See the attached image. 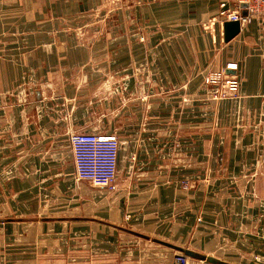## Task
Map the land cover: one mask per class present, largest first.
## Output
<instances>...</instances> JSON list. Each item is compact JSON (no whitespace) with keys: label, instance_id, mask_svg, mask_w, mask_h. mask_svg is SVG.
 Listing matches in <instances>:
<instances>
[{"label":"crops","instance_id":"crops-1","mask_svg":"<svg viewBox=\"0 0 264 264\" xmlns=\"http://www.w3.org/2000/svg\"><path fill=\"white\" fill-rule=\"evenodd\" d=\"M100 2L0 0V224L31 221L19 216L22 205L35 199L38 174L54 173L37 168L47 151L53 154L52 127L63 123V117H54V102L78 79L107 97L110 107L107 127L101 126L105 117L87 130L114 132L120 142L114 190L94 192L105 197L107 219L121 221L123 211L133 229H146L127 233L215 254V248L193 246L194 240L214 238L226 214L238 208L232 198L214 199L216 190L237 188L215 168L220 161L230 169L245 160L244 146L257 137L249 138L244 129L230 135L209 127L222 126L230 106L264 110V19L253 18L228 42L222 38L225 21H219L222 43L214 51L215 38L205 36L201 23L217 15L220 3L233 9L232 0H136L97 21ZM138 29L143 41L134 36ZM233 61L241 72H225L243 75L248 84L242 82L235 99H211L217 89L202 84L203 69ZM77 65L91 72L78 78L72 74L80 70ZM64 156L63 163L72 161ZM182 181L188 190H182ZM3 250L0 241V264H20L6 260Z\"/></svg>","mask_w":264,"mask_h":264},{"label":"rangeland","instance_id":"rangeland-1","mask_svg":"<svg viewBox=\"0 0 264 264\" xmlns=\"http://www.w3.org/2000/svg\"><path fill=\"white\" fill-rule=\"evenodd\" d=\"M134 1L136 0H101L95 12L97 21L99 17L105 20L116 10L134 4ZM232 1V6L234 3L236 7L237 2ZM223 7L231 9L226 4ZM223 7L220 3L217 15L201 23L205 36L211 40L215 38L212 40L214 51L217 50V43H222V40L217 39L221 36L217 33L216 24L220 21L219 11ZM251 17L264 19V5H256V11ZM262 26L264 28V22ZM80 35L84 36L83 33ZM134 36L140 41L145 39V34L140 29L137 30L136 35L134 33ZM89 64L87 63V67ZM83 66L77 65L76 67H80V70L72 74L79 78L81 73L91 72L88 69L85 70ZM212 68L203 69L202 75L204 86L210 85L217 89L210 95L211 99H235L238 97L237 92L242 82H244L243 85L248 84L243 75L225 72L226 68L240 70L241 65L236 61L214 70ZM133 70L138 72L139 67H133ZM75 81L70 93L66 94V97L63 94L58 101L54 102V117L59 119L63 117V123L62 126H56L55 123L52 127L53 154L47 151L48 162L42 158L37 163L38 172L43 173L46 167V172L48 169H53L54 173L50 177L48 173L47 176L38 174L35 199L31 197L30 206L28 199L25 200L26 205H22L19 216L30 218L31 221L4 224L5 227L0 224V241L4 243L2 254L6 260L20 264H28V261L32 264H173L171 263L173 259L176 264H213L207 260L187 257L182 252L156 243L154 241L156 238L146 240L136 234L127 233L126 229L137 232L146 229L142 227L133 229L132 221L127 220L128 215L123 211L120 214L121 221L112 222L107 219L109 215L106 213L109 211L105 210L101 204L105 197H94V192L104 188L110 192L113 191L115 180L107 184L95 180L92 153L78 159L74 158L76 156L74 151L78 146L71 141V137L76 133L116 137L114 132L97 133L93 132V129L90 132L87 130L95 124L99 125V121L105 117L101 126L107 127L110 112L108 98L94 92L91 86L85 87L86 85L84 86L80 80ZM214 115L217 117L215 111ZM221 120L222 126L215 123L209 127L211 132L218 130L220 133L231 135L235 134L237 129H244L242 132L250 136L249 138L254 136L257 138L252 144L244 146L247 149L245 160L231 165L230 169L219 160L220 164L215 170H219L221 178H229V181L236 183L237 188L223 191V194L216 190L214 199H218L219 196L232 198L237 202L238 208L236 214L233 212L226 214V223H219L220 231L214 233V238H196L193 246L201 248L206 245L205 247L217 249L215 254H202L222 263L264 264V110L250 111L230 106L224 111ZM49 144L47 143V147ZM65 153L72 161L63 163ZM42 156H44L43 153ZM108 170L107 166L106 172ZM228 172L231 174L228 175ZM181 187L182 190H188L187 181H182ZM241 204L245 208L241 207ZM232 206L234 205L226 207L232 210ZM218 208L214 207V209ZM215 213L214 216L217 217ZM197 221H200L199 217ZM228 223L235 227V229L231 228L235 232H229ZM213 224L217 227V222ZM152 225L154 229H157L155 223ZM157 239L172 243L167 238ZM212 240L213 242H210ZM172 244L194 250L189 247V244L180 245L177 242ZM29 246H32L31 250Z\"/></svg>","mask_w":264,"mask_h":264},{"label":"built area","instance_id":"built-area-1","mask_svg":"<svg viewBox=\"0 0 264 264\" xmlns=\"http://www.w3.org/2000/svg\"><path fill=\"white\" fill-rule=\"evenodd\" d=\"M236 7L226 9L221 3L219 11L220 22L223 20L238 21L240 29L252 20V15L256 11V5H264V0H235ZM255 2V3H254ZM244 10L245 13H242ZM251 12L253 14H251ZM71 141L78 147L75 149L77 157H84L92 153L94 163V179L104 183H111L117 175V162L119 142L115 136L99 135L94 133H76L71 137ZM109 170L106 172V168Z\"/></svg>","mask_w":264,"mask_h":264},{"label":"water","instance_id":"water-1","mask_svg":"<svg viewBox=\"0 0 264 264\" xmlns=\"http://www.w3.org/2000/svg\"><path fill=\"white\" fill-rule=\"evenodd\" d=\"M222 29H223V40L225 42H228L229 40L234 38L239 33V31H240L239 22L227 20L222 24ZM136 235L141 236L139 234H136ZM154 241L156 243H159V244L165 246V247L172 248V249H175L179 252H182L185 256L190 257V258L199 259V260H207L213 264H227V263H222L216 259L206 257L205 255L194 252L190 249L183 248V247H180L177 245H173V244L165 242V241H161V240H154Z\"/></svg>","mask_w":264,"mask_h":264}]
</instances>
